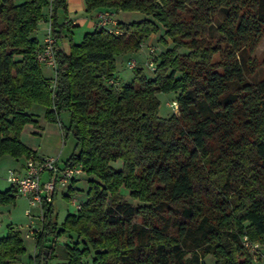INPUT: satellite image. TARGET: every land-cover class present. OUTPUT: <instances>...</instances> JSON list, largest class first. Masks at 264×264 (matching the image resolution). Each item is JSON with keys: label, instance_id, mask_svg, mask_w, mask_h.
I'll return each instance as SVG.
<instances>
[{"label": "trees", "instance_id": "obj_1", "mask_svg": "<svg viewBox=\"0 0 264 264\" xmlns=\"http://www.w3.org/2000/svg\"><path fill=\"white\" fill-rule=\"evenodd\" d=\"M67 1L0 0V158L37 157L20 135L36 125L29 110L38 104L65 142L75 140L66 166L81 165L90 177L86 200L63 224L56 192L42 204L31 264H48L68 232L78 236L66 249L68 264L92 253V264H206L207 256L251 264L243 237L264 247V77L251 80L248 65L254 69L249 58L264 35V0H85L87 13L151 19L117 23L119 35L96 27L80 44ZM44 7L55 39L54 89L36 57ZM158 25L173 47L156 57L153 77L137 66L121 84L116 57L139 51ZM160 93L178 94V113L160 116ZM11 188L0 204L15 201ZM122 188L143 205L129 203ZM26 252L21 231L9 226L0 264Z\"/></svg>", "mask_w": 264, "mask_h": 264}, {"label": "rangeland", "instance_id": "obj_2", "mask_svg": "<svg viewBox=\"0 0 264 264\" xmlns=\"http://www.w3.org/2000/svg\"><path fill=\"white\" fill-rule=\"evenodd\" d=\"M16 4L22 3L24 0H14ZM83 1V0H82ZM68 7L67 12L68 16H73V18H76L78 25L73 27L72 30V38L73 42L76 44H80L84 36L87 33H91L94 31L93 24L91 17L87 15L86 9L83 8L81 10L71 11ZM133 13L135 12H117L116 13V20L122 21L125 24V21H129V19L126 20L127 15L129 17L133 16ZM141 13V12H140ZM144 15L143 13H141ZM222 15V14H221ZM146 16V15H145ZM147 18L151 19L149 16H146ZM223 18V15L220 17V19ZM159 26V31L156 34H153L150 36L151 41L148 44L149 48H153L155 52L157 53H164L168 49H171L173 47V43L170 42L169 38H167L165 34V29L161 26ZM38 36L42 38L43 33H39ZM163 40L168 42V45L166 46L163 43ZM148 51L144 49H140L137 52L129 53L122 55V59H118L119 62L116 63V72L115 75L118 77V80L121 84H127L132 81L135 77V72L133 69H129L127 66V62L130 60H135L137 62V66L142 68L144 71V74H148L152 76L154 74L151 69L148 68L147 62L149 61ZM181 53H187L186 50H182ZM122 60V61H121ZM219 60V57L216 56V61ZM249 61L255 64L254 69L252 68V64L248 65V70L252 69V73L249 75V78L251 80H258L262 77H264V35L259 39L256 49L253 53H251ZM48 68L46 64H42V68ZM54 73V72H53ZM147 76V75H146ZM49 80L54 79V74L50 75L48 78ZM178 94L175 93H160L158 94V98L160 100V108H159V114L163 118H169L172 115L175 114V110L173 106L171 105L176 99ZM178 113V111L176 112ZM63 120L67 122V116H63ZM57 124V123H56ZM61 144L59 152L61 155H59V164L60 166H64L65 162L70 158L72 153L75 149V140L72 136H69L64 141L63 137L61 138ZM59 154V153H57ZM24 163V159H18L15 160L13 157H10L9 155H4L0 158V192H5L7 190L12 189L11 184L6 180L9 176V171L16 170L21 167V165ZM112 166L116 169H120L122 167V161L112 163ZM90 177H88L85 173L81 174L78 179V184L75 185V188L77 189L73 194L72 197H75L79 203H82L87 198V189H88V181ZM121 193L125 196L126 200L135 206L143 205L139 201H135L130 197V192L126 190L125 188L121 189ZM16 199L14 202H6L0 204V212L5 215L4 221L0 223V239L5 237L8 233L9 226H13L15 230L21 231V234L23 236V240L25 242V246L27 249V252L25 255L21 256L19 261L16 264H30L29 259L30 256L33 254L34 246L33 242L29 239L25 238V234L22 231L24 225L27 222L25 213L26 210L30 207L28 206V200L24 198L20 193L14 192ZM54 208H55V215L57 218V222L59 225L63 224L65 219L67 218L68 214H74L77 213V209L68 204V200L64 198L61 192H59L54 199ZM35 211H37V207H34ZM36 226H40V220L37 219L35 221ZM78 241V236L74 232H68L64 236H62L58 241V246L56 249L55 257L51 258L48 264H68V256H67V247L72 246L74 243ZM256 242V241H255ZM260 245H262L260 242L257 241ZM263 246V245H262ZM262 253L264 254V248L260 249ZM93 259V253L88 258H84V264H92ZM206 264H216V260L213 256H207L204 259ZM251 264H264L263 262L255 263L252 262Z\"/></svg>", "mask_w": 264, "mask_h": 264}, {"label": "built area", "instance_id": "obj_3", "mask_svg": "<svg viewBox=\"0 0 264 264\" xmlns=\"http://www.w3.org/2000/svg\"><path fill=\"white\" fill-rule=\"evenodd\" d=\"M97 28H103L108 32L119 35L121 31L117 28V22L114 20V14L108 11H102L97 14ZM55 39L51 34V24L49 21L46 37L42 48L37 52V59L41 64L51 66L53 70L56 67L54 58ZM141 49L148 51L149 61L147 62L148 68L154 72L156 69V57L159 53L155 52L153 48H149L148 44L144 42L141 45ZM128 66L130 69L137 67L136 61H129ZM113 83V82H111ZM52 89L55 88V81L52 80ZM175 110L178 111L177 102L171 104ZM84 173L81 165L77 166H60L59 158L55 156H46L42 158L33 157L26 159L25 172L19 174L15 171H10L8 179H6L11 187L20 193L28 200L29 206L37 207L38 214L36 218L40 220V226L30 225L23 229L25 238L35 240V234L41 232L42 229V204L52 203L54 193L58 191H66L71 187L74 181L79 179V176ZM77 210L80 209L81 203H78L76 199L72 203ZM26 214L32 216V212L27 210ZM36 241V240H35ZM243 245L248 255L251 258V262L259 263L264 261V254L260 249L264 247L255 241H251L248 237L244 236Z\"/></svg>", "mask_w": 264, "mask_h": 264}, {"label": "crops", "instance_id": "obj_4", "mask_svg": "<svg viewBox=\"0 0 264 264\" xmlns=\"http://www.w3.org/2000/svg\"><path fill=\"white\" fill-rule=\"evenodd\" d=\"M48 1H50V0H48ZM67 6L68 7H73V8H70L71 11L81 10L83 8L86 9L85 0H83V1L82 0H68L67 1ZM50 11H51L50 7H44L43 8L42 13H43L44 19L41 22L38 23L37 29H36V31L34 33V36L40 41V45L41 46L44 44V40H45V37H46V33H47L48 25H49L48 18H49V15H50ZM98 12H99V10H96V11H94L92 13H87V15L89 17H91V20H92L91 22L93 24L94 30L97 27V22H98L97 21V13ZM118 12H121V11H118ZM113 13H114V20L117 23H124L122 21L116 20V13L117 12L114 11ZM68 17H69V19L71 21V24L73 26L78 25V22H77L76 18H73V16H68ZM127 19H129V21ZM145 19H147V17L145 15H142L140 12H135V13H133L132 17H129L127 15V17H126L127 22L125 21V24L127 25V24H130V23H133V22H140V21L145 20ZM39 33H43L42 38H40L38 36ZM151 39L152 38H147V40L145 42L147 44H149ZM119 58L122 59V56L116 57V63L119 62L118 61ZM130 61H133V60H130ZM128 62H127V66H128ZM42 74L47 79L52 74H54V77H55V71L53 70V68L51 66H48V68L46 67L45 69L42 68ZM146 75H147V77H153L154 76V74L152 76H150L148 74H146ZM115 79H117V81L120 82L118 80V77H116V75H115ZM45 112H46V108L44 106H41V105H38V104H34L32 106V108L29 110V113L33 115V117L37 121V123H36V125H34V124H26L24 126L22 132H21L20 138H21L22 143L30 151H32L37 157L42 158V157H46V156H55V157L59 158V155H61L60 152H59L60 144H61L60 141H61V138L63 137V134H62V131H61V127H60L59 124L51 123V122L49 123L48 121H46L45 120ZM57 153H59V154H57ZM19 159H24V163L21 165V167L18 169V171L12 170V169L11 170L15 171V172H17L19 174H24L26 158H19ZM15 160H18V159H15ZM78 182L79 181H77L76 184H78ZM59 192H61L62 195L64 193V191H58L56 193V195ZM73 195L74 194H71L69 196V199H67L68 200V204H70L72 206H74L72 204L73 200L76 199L75 197H72ZM29 207L30 208L27 209V210H30L32 212V216H28L25 213L27 222L24 225L23 229H25L27 227V225L28 226H30L32 224L35 225V223H36L35 221H37L36 216H37L39 210L35 211L34 207H31V206H29ZM27 210H26V212H27ZM4 217H5V215L0 212V223H2L4 221ZM22 231L24 232V230H22ZM29 240H31L33 242V246H34L36 241L32 240V239H29ZM35 254H36V246H34L33 254L30 256L29 260H31V258L34 257ZM18 259H20V257ZM18 259H16L17 261L15 262V264L19 261ZM29 263L31 264L30 261H29Z\"/></svg>", "mask_w": 264, "mask_h": 264}]
</instances>
